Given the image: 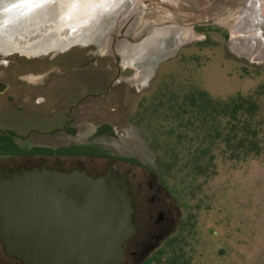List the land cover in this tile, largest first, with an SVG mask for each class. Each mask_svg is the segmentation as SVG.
<instances>
[{"label": "rangeland", "instance_id": "374dc122", "mask_svg": "<svg viewBox=\"0 0 264 264\" xmlns=\"http://www.w3.org/2000/svg\"><path fill=\"white\" fill-rule=\"evenodd\" d=\"M245 1L248 0H130L122 5L120 18L111 24L110 45L114 40L116 46L126 39L141 41L142 32L147 34L154 24L172 25L178 31L173 42L164 44L170 50L169 55L150 63L147 69L141 64H129L122 55L117 60L113 53L103 54L93 43L50 52L43 57L19 52L0 55V78L21 80V77V81L28 82L43 80L34 79L33 75L49 76L62 80L61 84L56 83L62 95H76V101L92 95L73 111L76 120L71 128L74 129L58 133L55 140L54 136L40 135L49 128L20 126L18 121L12 126L3 118H0V132L14 133L28 148L33 145L24 142V136L33 133L32 138L43 139L47 145L78 143L92 148L93 153H105L63 157L64 170L77 168L97 176L105 174L111 164L118 176L130 171L133 220L135 226L141 225L135 238L138 240L139 235L142 240L124 245L125 260L146 264L162 250L166 252L162 258L167 261L172 250L179 248L180 264H264V161L220 163L218 173L195 197L185 199L179 207L160 187L155 171L156 153L137 124L143 97L152 94L162 81L176 79L179 85L226 96L247 92L264 79V73L254 72L257 67L264 69V59L259 62L240 54L231 42L232 27ZM262 14L260 27L264 38V5ZM11 90L0 95V102L11 96ZM101 127H110L111 132L100 133ZM122 158L125 162H118ZM27 161L0 160V169L8 163L18 168ZM35 163L29 161L27 166L31 168ZM130 163L136 165L132 167ZM45 165L51 168L54 162ZM151 183H154V201ZM171 207L175 221L172 233L167 236L162 230L171 227L165 225ZM148 243L157 247L149 258V249L145 248ZM0 264L25 263L9 258L0 241ZM150 264L160 263L156 260Z\"/></svg>", "mask_w": 264, "mask_h": 264}, {"label": "water", "instance_id": "95a60500", "mask_svg": "<svg viewBox=\"0 0 264 264\" xmlns=\"http://www.w3.org/2000/svg\"><path fill=\"white\" fill-rule=\"evenodd\" d=\"M24 1L0 0V55L19 52L43 57L93 43L103 54L113 53L117 60L122 55L129 64L145 68L169 55L164 44L173 37L172 25L154 24L150 32H142L141 41L126 39L116 46L114 40L110 45L111 24L119 14L104 17L93 34L76 36L68 28L49 30L47 26L57 23L56 12L50 17L43 15L53 6L3 26ZM248 23L256 30V23L244 25ZM9 27L12 29L3 32ZM232 38L233 34V43ZM258 39H264L260 32ZM233 47L254 59L251 50ZM4 87L0 82V91ZM134 211L128 175L118 176L113 166L98 176L80 169L47 167L0 172V241L8 255L25 264H122L124 245L136 231Z\"/></svg>", "mask_w": 264, "mask_h": 264}, {"label": "trees", "instance_id": "16d2710c", "mask_svg": "<svg viewBox=\"0 0 264 264\" xmlns=\"http://www.w3.org/2000/svg\"><path fill=\"white\" fill-rule=\"evenodd\" d=\"M254 72L262 74L264 69L257 67ZM137 124L156 153L159 181L181 206L218 173L220 163L264 161V79L247 92L226 96L179 85L176 79L162 81L152 94L143 97ZM98 131L111 132L110 127ZM80 148L64 147L55 152L92 154L82 153ZM49 152L54 150L23 148L10 135L0 134V155ZM165 253L159 250L146 264L156 260L180 264L181 249H173L167 261L162 258Z\"/></svg>", "mask_w": 264, "mask_h": 264}, {"label": "flooded vegetation", "instance_id": "af4514ba", "mask_svg": "<svg viewBox=\"0 0 264 264\" xmlns=\"http://www.w3.org/2000/svg\"><path fill=\"white\" fill-rule=\"evenodd\" d=\"M32 78L34 79L40 78L43 80H38V81L29 80L27 82L24 80L21 81L22 80L21 77H19V79L21 80H10V79H5V78H0V82L4 83L5 85L4 90L0 91V95L6 94L11 89H12L11 91H13L10 94L11 96L6 97L5 100L0 102V104L2 105L0 106L1 107L0 108V118L7 120L8 125L12 124V126H14V123L18 121L17 124L20 126L30 125V126L47 128V129L49 128L48 132H45V134L41 133L40 135L43 137L54 136V140L57 137L58 133L68 132L69 130L72 131V129L74 128H71V126L74 124V121L76 120L74 118L73 111L78 106H80L86 99L90 98L92 95L87 94L86 96H84V98H82V100L76 101V98H77L76 95L65 96L61 94V92L58 89L59 87L56 85V83L61 84L62 80H56V79L53 80L51 79L52 77H49V76L37 77L35 75H33ZM25 82L30 83V84H25ZM20 88H22V90H19ZM16 95L18 98L15 97ZM0 134L10 135L17 142L18 145H20L23 148H28V147H25V144L22 145L19 142L18 138L16 137L14 133L0 132ZM32 137H33V133L27 134L26 136H24L25 138L24 142L26 143L30 142L33 145V147L50 148V149H53L54 152L40 153V154H27V155H0V160H5V159L14 160L17 158L26 159L31 162L34 160L36 162L35 163L36 165L31 168L47 167L45 164L47 163L51 164L52 162H54V165L51 167V169L64 170L63 166L65 163L62 160L63 157L81 158V157L89 156L92 154L59 153V152H55L57 149L74 146L75 148L82 147L80 148L81 149L80 151L82 153L83 151L93 153L92 148H88V146L81 145L78 143H71L69 146H65V145L51 146V145H47L43 139H36ZM8 140H11V139H8ZM48 140H51V139H48ZM102 157H105V156H102ZM120 159L118 160V162H121V163L125 162V159L123 158L122 160ZM29 161L20 163L19 164L20 166L18 168H14L12 164L8 163L5 167L0 169V172L19 171L23 168H30L29 166H27ZM39 163H42L43 165L42 166L37 165ZM131 164H132V167L136 165L134 163H130L129 165L131 166ZM110 165H109V168H110ZM124 174L128 175V182H129V179L131 176L130 171H126ZM98 175H101V173H99ZM159 183L161 185L160 187L166 190L160 181ZM129 187H130V184H129ZM150 190L153 193L152 200L154 201V183H151ZM158 190L161 191L160 188H158ZM166 192L168 193L167 190ZM173 201L174 203H176L177 206L180 207V205L174 199ZM134 214H135V211H134ZM167 217H168V223H166L165 225L166 226L170 225L171 227L169 228L167 227L168 229L166 230L164 228L162 230V233L163 235L169 236L172 233L171 232L172 225L174 224V221H175L174 211L172 207L168 209ZM163 218H161L160 221H162ZM140 227H141L140 224L136 225L135 233L126 241L125 245L126 244L132 245L135 242H141L142 236L138 235V240L135 238L138 234ZM152 237L154 238V236ZM155 237L158 238L160 236L156 235ZM164 240L166 241V239ZM165 241H163V243ZM145 248L149 249L148 258L154 254L155 250H157V247L155 246V244H151V243L150 244L148 243V245ZM125 256L126 255L124 252V260L122 264H135V262L132 259L125 260ZM8 257L11 259H17L10 255H8ZM17 261H20V260L17 259Z\"/></svg>", "mask_w": 264, "mask_h": 264}, {"label": "bare ground", "instance_id": "6f19581e", "mask_svg": "<svg viewBox=\"0 0 264 264\" xmlns=\"http://www.w3.org/2000/svg\"><path fill=\"white\" fill-rule=\"evenodd\" d=\"M120 1L115 3V0H26L22 2L25 3V6H19L15 15L9 18L3 26L7 25L10 21H17L29 14H34L37 10L46 6H53L54 9L51 8L43 15V17H50L56 12L57 23H51L47 26L50 31L61 32L64 28H68L74 36L79 33L93 34L96 31L97 25L104 17H112L118 14L123 7L122 5H126L130 0ZM123 1L124 3L122 4ZM261 2L264 3V0H248L245 5L246 7H242L238 21L232 27V29L234 28L232 38L234 45L240 47L242 50H251L254 53V59L258 61L264 59V41L258 39L259 32L261 33V30H263L260 26L263 22L262 7L264 4ZM28 4L30 5L26 6ZM245 16L246 20L244 19ZM247 21L256 23V30L249 23L244 25ZM9 29H12V27L4 28L3 32ZM173 30L172 42L178 36V31L174 27ZM240 37H244V40ZM240 40L246 43H242Z\"/></svg>", "mask_w": 264, "mask_h": 264}]
</instances>
